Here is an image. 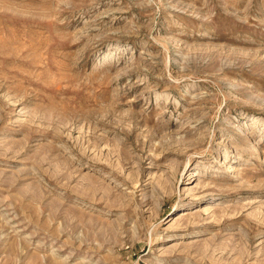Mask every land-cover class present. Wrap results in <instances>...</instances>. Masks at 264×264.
Here are the masks:
<instances>
[{
  "label": "rangeland",
  "instance_id": "1",
  "mask_svg": "<svg viewBox=\"0 0 264 264\" xmlns=\"http://www.w3.org/2000/svg\"><path fill=\"white\" fill-rule=\"evenodd\" d=\"M0 264H264V0H0Z\"/></svg>",
  "mask_w": 264,
  "mask_h": 264
},
{
  "label": "bare ground",
  "instance_id": "2",
  "mask_svg": "<svg viewBox=\"0 0 264 264\" xmlns=\"http://www.w3.org/2000/svg\"><path fill=\"white\" fill-rule=\"evenodd\" d=\"M209 208H210V207H209ZM187 215H188V213H187V210H186V211H183L182 214H181L179 217H177V218H178L179 220H180V219L183 220V219H185V218L187 217ZM190 215H191V214H190ZM185 216H186V217H185ZM187 218H189V217H187ZM187 218H186V219H187Z\"/></svg>",
  "mask_w": 264,
  "mask_h": 264
}]
</instances>
